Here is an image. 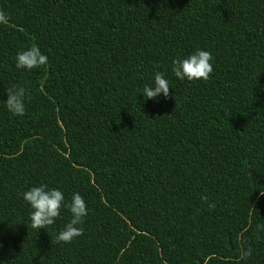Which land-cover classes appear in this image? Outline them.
Returning a JSON list of instances; mask_svg holds the SVG:
<instances>
[{
	"label": "trees",
	"instance_id": "1",
	"mask_svg": "<svg viewBox=\"0 0 264 264\" xmlns=\"http://www.w3.org/2000/svg\"><path fill=\"white\" fill-rule=\"evenodd\" d=\"M0 10V264H264V0ZM33 46L48 64L17 68ZM197 50L212 54L210 78L180 80L173 61ZM157 72L169 96L147 99ZM13 87L23 116L6 107ZM41 185L83 197V235L57 242L64 207L31 226L23 193Z\"/></svg>",
	"mask_w": 264,
	"mask_h": 264
},
{
	"label": "clouds",
	"instance_id": "2",
	"mask_svg": "<svg viewBox=\"0 0 264 264\" xmlns=\"http://www.w3.org/2000/svg\"><path fill=\"white\" fill-rule=\"evenodd\" d=\"M10 17L3 10H0V24H7ZM212 54L209 51L197 50L186 59L174 60L172 71L180 80L185 78L189 81L208 80L213 72ZM48 57L41 53L40 48L33 46L22 51L16 56V67L19 69L32 70L48 64ZM169 81L163 73L157 72L154 77V86H145L143 94L147 99H154L159 95L165 98L169 96ZM7 100L5 101L7 109L16 116L25 114V89L23 87H13L7 89ZM264 196V192H260ZM23 199L27 201L33 212L31 213V226L40 230L47 229L55 223L60 215L62 207L67 208L72 218L65 226V229L57 235V242L71 243L75 238L83 235L84 217L88 215L87 204L79 193L73 194L70 203H65V197L62 191L47 185L32 187L23 193ZM201 199L207 202L206 196ZM209 208L214 209L215 204H209ZM258 229L264 231V225H258ZM251 255V248L242 252L241 259H246Z\"/></svg>",
	"mask_w": 264,
	"mask_h": 264
}]
</instances>
